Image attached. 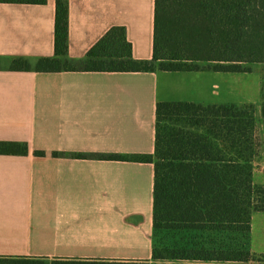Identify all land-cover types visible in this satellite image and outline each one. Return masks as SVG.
<instances>
[{
	"label": "crops",
	"instance_id": "1",
	"mask_svg": "<svg viewBox=\"0 0 264 264\" xmlns=\"http://www.w3.org/2000/svg\"><path fill=\"white\" fill-rule=\"evenodd\" d=\"M56 1L0 3V141L29 145L28 155L0 154V256L151 261L154 163L100 156L154 154L158 102L259 99L216 100L228 76L243 72L10 70L16 57L34 66L55 55ZM68 1L70 60L84 59L111 27L124 26L135 59L198 64L225 62L238 2ZM258 31L264 41V0ZM167 36L194 56H170ZM236 87L225 91L236 94ZM254 162L264 167V158ZM250 250L264 259V211L253 213Z\"/></svg>",
	"mask_w": 264,
	"mask_h": 264
},
{
	"label": "trees",
	"instance_id": "2",
	"mask_svg": "<svg viewBox=\"0 0 264 264\" xmlns=\"http://www.w3.org/2000/svg\"><path fill=\"white\" fill-rule=\"evenodd\" d=\"M43 5L47 0H0ZM259 0H238L224 63L139 60L124 26H113L79 61L70 60L69 1H56L55 55L33 66L24 57L10 70L61 72L200 71L251 72L245 63H264L258 39ZM2 69L0 65V70ZM261 114L264 119V83ZM254 104H201L163 101L156 108L155 153L100 156L111 160L150 162L155 166L153 249L150 260H92L0 256V264H249L263 261L250 250L252 217L264 211V186L254 183L259 148ZM29 145L0 141V154L28 155ZM45 156V151H36ZM54 156H64L54 152ZM73 158H90L73 154ZM237 235L244 236L239 242Z\"/></svg>",
	"mask_w": 264,
	"mask_h": 264
},
{
	"label": "rangeland",
	"instance_id": "3",
	"mask_svg": "<svg viewBox=\"0 0 264 264\" xmlns=\"http://www.w3.org/2000/svg\"><path fill=\"white\" fill-rule=\"evenodd\" d=\"M168 39L165 38V44H168L170 46V49L172 50L169 55L170 56H179V57H192L194 56L193 53L191 52H182L180 51V49L185 48L186 46L183 45H176L175 42L178 40H171L170 36H167ZM168 48V47H167ZM167 52H169V50H167ZM166 52V53H167ZM164 61H168V60H164ZM192 62V61H191ZM201 65H207V64H201ZM245 67H248L251 69V72H243V73H237V74H230L232 75L231 78L228 76V78L226 80L227 83L226 85L223 86V93L221 95V97H219V99L216 100H231L233 97L235 98V96L238 95V97H242L245 100L246 99H250L251 100L253 98H258L259 102H257V104L255 105L256 107V115H257V129H256V136L258 139V143H259V148L257 150V154L256 157L254 159V161H258L259 163H261L263 161L264 158V119L262 117L261 114V103H262V87H263V83H264V63L262 62H250V63H245L244 64ZM229 75V74H227ZM228 84H233V85H237V87L235 88V90L237 91L236 94L235 92L233 94H229L228 92L226 93L225 91V86H227ZM221 91V90H220ZM255 164V162L253 163ZM261 164H258L257 166L254 165V170H256V177L254 174V170H253V178H254V183L256 185H263L264 183V167H261ZM260 167L263 169V171L261 172V177L258 178V172L261 171ZM256 168V169H255ZM263 182V183H262ZM262 183V184H261ZM264 186V185H263ZM237 239L239 240V242H244V236H236Z\"/></svg>",
	"mask_w": 264,
	"mask_h": 264
}]
</instances>
